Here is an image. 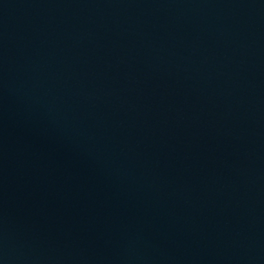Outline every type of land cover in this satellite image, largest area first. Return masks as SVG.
Masks as SVG:
<instances>
[{
    "label": "water",
    "instance_id": "water-1",
    "mask_svg": "<svg viewBox=\"0 0 264 264\" xmlns=\"http://www.w3.org/2000/svg\"><path fill=\"white\" fill-rule=\"evenodd\" d=\"M0 264H264V0H0Z\"/></svg>",
    "mask_w": 264,
    "mask_h": 264
}]
</instances>
